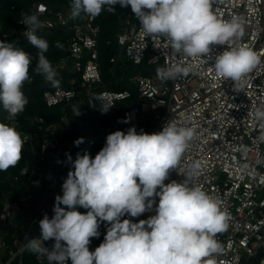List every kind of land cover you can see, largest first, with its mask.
Masks as SVG:
<instances>
[{
    "label": "built area",
    "instance_id": "1",
    "mask_svg": "<svg viewBox=\"0 0 264 264\" xmlns=\"http://www.w3.org/2000/svg\"><path fill=\"white\" fill-rule=\"evenodd\" d=\"M72 3L73 0L37 2L28 10L21 9L22 16L14 24L11 36L16 41L27 40L23 35L26 25L19 22L25 14H36L42 21L37 36L52 30L69 32L65 43L68 58L53 68L66 70L67 62H70L77 81L68 87L59 86L43 93L46 108L61 110L57 123L46 124L37 116L29 118L26 125L18 116L14 121L7 117L2 120L6 124H14L22 134L23 149L31 150L34 163L26 169V175L22 174L25 180L13 178L22 190L20 200L10 202L11 193L0 198V264H12L15 260L22 264V256L27 251L26 238H42L39 221L45 214L52 218L55 197L63 195L62 184L68 172L74 170L67 155H71L74 161L77 153L83 155L87 151L94 158L110 133L117 130L126 132L135 126L137 132L143 129L152 134L170 122L194 128L195 137L177 168L170 170L165 183L172 180L182 182L191 166L199 162L200 168L193 175L192 182L218 198L222 210L229 215L227 231L216 236L224 247V253L216 257L217 264H252L254 260V264H264V119L256 117L257 110L264 111V0H213V11L219 18L241 17L244 35L239 43L247 45L260 57V63L242 82L217 79L214 74V56L225 46L213 45L212 59L177 53L164 37L142 31L130 5L120 6L117 46L125 63L141 68L127 80L128 88L121 92L101 88L99 40L102 28L98 16L93 18L81 13L73 19ZM117 58H112L110 63L119 62ZM177 64L190 66L192 71L186 77L180 75L168 80L158 78L155 70L150 75L141 71L143 66L155 69ZM79 95L90 113L112 121L95 138L84 137V142L76 146L74 141L61 142L58 130L68 126L74 114L73 103ZM105 104L113 106L102 113L100 107ZM120 106V120H116ZM125 119L127 123L122 122ZM155 199L158 204L159 198ZM30 202H36L35 208L27 222L18 226L17 219L24 214L22 205L31 209ZM152 215H155V210L146 211L139 217L126 214L121 219L138 222ZM105 223H101L103 229L99 231V237L90 238L94 244L99 238L103 242ZM3 230H18L13 250L6 260L1 259V253L7 249ZM54 243L50 241L44 246L51 248ZM36 261L37 264H47L46 257L39 255ZM70 262L68 260L66 264Z\"/></svg>",
    "mask_w": 264,
    "mask_h": 264
},
{
    "label": "clouds",
    "instance_id": "2",
    "mask_svg": "<svg viewBox=\"0 0 264 264\" xmlns=\"http://www.w3.org/2000/svg\"><path fill=\"white\" fill-rule=\"evenodd\" d=\"M116 4L130 5L142 31L164 37L177 53L212 59V46H225L214 56L212 69L217 79L242 82L260 63L255 51L239 43L244 35L241 17L219 18L213 0H73L71 17L84 13L94 18L105 6L108 12H115ZM19 22L26 25L23 35L38 50L34 71L58 88L59 74L45 56L49 43L36 35L42 21L36 14H25ZM32 61V54L16 40H0V104L9 121L28 103L22 88L29 80ZM191 71L181 64L156 69L161 80L186 77ZM112 106L100 107L102 113ZM73 112L80 115V107L73 106ZM256 117L264 119V111L257 110ZM194 137V128L175 122L152 134L143 129L137 132L133 126L126 132L110 133L94 158L87 151L77 153L74 161L66 154L74 170L62 184L63 195L55 197L52 218L45 214L39 221L42 238H26L25 248L46 257L47 264H66L68 260L71 264H217L216 257L224 253V247L216 236L227 231L229 215L218 198L192 182L200 163L191 166L182 182L165 183ZM83 142L79 138L74 144ZM23 146L24 138L15 125L0 122V171L18 164ZM22 174H27L26 169ZM154 205L155 215L146 220L121 219L126 214L139 217ZM77 207L88 211L81 213ZM102 222H106L104 240L90 251V238L99 237ZM50 239L54 245L45 247L43 241Z\"/></svg>",
    "mask_w": 264,
    "mask_h": 264
},
{
    "label": "trees",
    "instance_id": "3",
    "mask_svg": "<svg viewBox=\"0 0 264 264\" xmlns=\"http://www.w3.org/2000/svg\"><path fill=\"white\" fill-rule=\"evenodd\" d=\"M40 1L50 3L52 0H0V40L9 42L14 40L11 35L13 34L15 28V21L18 20L20 16H22L20 14L21 9L28 10L32 5ZM107 7L108 6H105L104 10H102L101 14L98 16V22L102 28V33L99 40L101 52V88L103 87L108 91L121 92L128 88L127 80L140 72L141 68H136L129 63H110L112 58H117L120 54L119 48L117 46L116 36L120 32L119 21L121 16V7L119 4L114 5L116 10L115 12H108L106 10ZM4 36L7 38L4 39ZM69 36V32L65 30H52L45 35L38 36L40 38H44L49 43V48L45 53V56L51 62L52 66L57 64L59 61L68 58L69 52L65 43ZM17 42L20 48H22L25 52L32 54L33 56V61L29 68V80L25 81L22 88V91L28 99V103L26 104L24 111L19 113L17 116L21 121H23L25 125L27 124V120L34 116L42 118L46 124L57 123L61 114V110L59 108H46L43 102V93L47 89H53L54 87L48 85L44 78L34 71L38 50L34 48L28 42V40ZM67 66L70 67V62H67ZM57 72L59 74L58 78H60V86L68 87L69 84L66 70H59ZM152 72L153 71L150 70L148 72L144 71V74L150 75ZM76 105L77 107H80V115H71L68 126H63L58 130V138L63 143L76 141L79 138L84 139V137L95 138L99 132L108 126L112 121L105 116L90 113L85 106L81 95H79V97H77L74 101L73 106ZM121 109L122 106L117 109L115 116L116 120H120ZM7 115L8 114L3 109L2 104H0V122H2V120L5 119ZM33 163L34 155L31 150L26 148L22 150V158L15 167H10L7 171H0V198L11 193L9 196L10 202L20 200L21 196L23 195L22 190L19 189V184L13 182V178L20 177L21 181L25 180V176L22 175V170L31 167ZM35 204L36 202H30L31 209H28L26 206L22 205L24 214L23 217H19L17 219L16 224L18 226H22L27 222L32 213V209L35 208ZM77 211L86 213L88 210L82 207H77ZM102 229L103 226L101 225L99 230ZM3 231V234L6 235L7 249L1 253V259L6 260L13 250V240L15 234L18 233V230H8V232L7 230ZM50 241L54 240L50 239L48 241H44V245L46 246V244H48ZM88 247L90 251H93V242L91 239ZM36 257L37 254L27 250L22 256L21 263L37 264ZM12 264H19V261L15 260L12 262Z\"/></svg>",
    "mask_w": 264,
    "mask_h": 264
},
{
    "label": "crops",
    "instance_id": "4",
    "mask_svg": "<svg viewBox=\"0 0 264 264\" xmlns=\"http://www.w3.org/2000/svg\"><path fill=\"white\" fill-rule=\"evenodd\" d=\"M100 24V23H99ZM120 52V51H119ZM123 57V55L120 53L117 60H119V62L121 63H125L124 62V59H121ZM144 68H147V67H144L142 68V72H144ZM66 73H67V76H68V86H70L74 81H71L72 77L76 76L77 78V75L72 71L71 67H68V69H66ZM77 81V80H76ZM75 81V82H76ZM100 231V230H99ZM102 243V240L101 238L98 239V241L94 244L93 243V251L95 250L96 247H98L100 244Z\"/></svg>",
    "mask_w": 264,
    "mask_h": 264
},
{
    "label": "rangeland",
    "instance_id": "5",
    "mask_svg": "<svg viewBox=\"0 0 264 264\" xmlns=\"http://www.w3.org/2000/svg\"><path fill=\"white\" fill-rule=\"evenodd\" d=\"M46 1V0H45ZM48 1H50V0H48ZM121 59H124V57H122ZM144 67H146V66H144ZM154 71V70H156V69H153V68H144V71L145 72H148V71ZM77 80V78H76V76H74V77H72V79H71V81H74L73 83H76L75 81ZM159 190V189H158ZM155 210V205H154V207H153V209L151 210V211H154ZM256 262V260H254L253 262H252V264H254Z\"/></svg>",
    "mask_w": 264,
    "mask_h": 264
}]
</instances>
